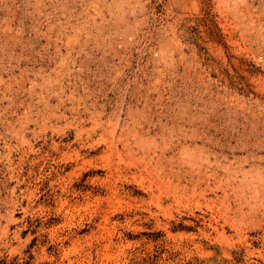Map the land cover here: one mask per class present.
Listing matches in <instances>:
<instances>
[{
    "label": "rangeland",
    "instance_id": "obj_1",
    "mask_svg": "<svg viewBox=\"0 0 264 264\" xmlns=\"http://www.w3.org/2000/svg\"><path fill=\"white\" fill-rule=\"evenodd\" d=\"M0 264H264V0H0Z\"/></svg>",
    "mask_w": 264,
    "mask_h": 264
},
{
    "label": "bare ground",
    "instance_id": "obj_2",
    "mask_svg": "<svg viewBox=\"0 0 264 264\" xmlns=\"http://www.w3.org/2000/svg\"><path fill=\"white\" fill-rule=\"evenodd\" d=\"M96 122V121H95Z\"/></svg>",
    "mask_w": 264,
    "mask_h": 264
}]
</instances>
